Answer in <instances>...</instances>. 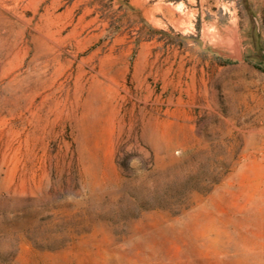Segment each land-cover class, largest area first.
Wrapping results in <instances>:
<instances>
[{
  "label": "rangeland",
  "instance_id": "374dc122",
  "mask_svg": "<svg viewBox=\"0 0 264 264\" xmlns=\"http://www.w3.org/2000/svg\"><path fill=\"white\" fill-rule=\"evenodd\" d=\"M0 25V264H264V0H0Z\"/></svg>",
  "mask_w": 264,
  "mask_h": 264
},
{
  "label": "bare ground",
  "instance_id": "6f19581e",
  "mask_svg": "<svg viewBox=\"0 0 264 264\" xmlns=\"http://www.w3.org/2000/svg\"><path fill=\"white\" fill-rule=\"evenodd\" d=\"M4 25H5V24H4ZM0 26H1V25H0ZM1 28H2V27H1ZM4 30H5V29H4ZM8 30H9V29H8ZM6 33H7V32H6ZM10 33H11V32H10ZM12 33H13V32H12ZM30 33H31V32H30ZM3 34H4V33H3ZM21 34L23 35V32H22ZM21 34H20V35H21ZM28 34H29V33H28ZM36 34H37V33H36ZM10 35H11V34H10ZM11 36H12V35H11ZM11 36H10V37H11ZM31 36H32V35H31ZM40 36H41V35H40ZM1 37H2V35H1ZM4 37H5V35H4ZM21 37H24V36H21ZM26 37H28V36H26ZM32 37H33V36H32ZM2 38H3V37H2ZM6 38H7V37H6ZM43 38H44V37H43ZM43 38H42V40H43ZM48 38H49V37H48ZM17 40H18V39H17ZM22 40H23V39H22ZM2 41H4V40H2ZM10 41H11V40H10ZM23 41H24V40H23ZM38 41H39V39H38ZM46 41H47V40H46ZM4 42H5V41H4ZM15 42H16V41H15ZM49 42H50V41H49ZM5 43H6V42H5ZM23 43H24V42H23ZM34 43H35V42H34ZM43 43H44V42H43ZM9 44H10V43H9ZM20 44H21V43H20ZM46 44H47V43H46ZM10 45H11V44H10ZM2 46H3V45H2ZM2 46L0 45V47H2ZM4 46H5V44H4ZM11 46H12V45H11ZM49 46H50V45H49ZM50 48H52V46H51ZM235 48L238 49V44H237V43H235ZM13 49H14V48H13ZM5 50H6V49H5ZM51 50H52V49H51ZM2 51H3V50H2ZM10 51H11V50H10ZM10 51H9V52H10ZM13 51H14V50H13ZM25 51H26V50H25ZM28 51H29V50H28ZM30 51H31V50H30ZM30 51H29V52H30ZM3 52H4V51H3ZM18 52H19V50H18ZM27 53H28V52H27ZM1 54H2V53H1ZM7 54H8V53H7ZM7 54H6V55H7ZM45 54H46L45 57L47 58V61H48V60L50 59V58L48 57L49 52L45 51ZM9 55H10V54H9ZM25 55H26V54H25ZM29 55H30V54H29ZM29 55H28V56H29ZM51 55H52V54H51ZM51 55H50V56H51ZM53 55H54V54H53ZM2 56H3V55H2ZM55 57H57V56H55ZM6 58H7V57H6ZM13 58H14V53H13ZM21 58H22V57H21ZM52 58H54V57H52ZM7 59H8V58H7ZM10 59H11V58H10ZM10 59H9V60H10ZM18 59H19V57H18ZM41 59H42V58H41ZM1 60H2V59H1ZM9 60H8V61H9ZM39 60H40V59H39ZM42 60H43V59H42ZM45 60H46V59H44V61H45ZM51 60H52V59H51ZM53 60H55V59H53ZM8 61H6V62H8ZM11 61H12V60H11ZM19 61H20V60H19ZM24 61H25V60H24ZM24 61H23V63H24ZM33 62L35 63L36 60L33 61ZM33 62H32V63H33ZM55 62H56V61H55ZM4 63H5V62H4ZM10 63H11V62H10ZM15 63H16V62H15ZM23 63H22V64H23ZM40 63H41V62H40ZM47 63H48V62H47ZM7 64H8V63H7ZM16 64H19V63H16ZM30 64H31V63H30ZM45 64H46V63H45ZM45 64H44V65H45ZM3 65H4V64H3ZM11 65H12V64H11ZM39 65H40V64H39ZM53 65H54V64H53ZM53 65H51V66L53 67ZM23 66H24V65H23ZM32 66H33V65H32ZM34 66H35V65H34ZM45 66H46V65H45ZM15 67H16V66H15ZM15 67H13V68H15ZM29 67H30V66H29ZM3 68H4V67H3ZM10 68H11V66H10ZM16 68H17V67H16ZM18 68H19V66H18ZM18 68H17V69H18ZM37 68H38V67H37ZM37 68H36V66H35V68H33V70H30V71H32V72H31L32 76H30V77H28L27 79H25V81H26V80L29 81V78H30V80H31V78H34V81H35V83H36V86H38V87H39V86H40V87H44V86L47 85V81L43 79V74L45 73V71H41V72H40V71H38ZM27 69H28V68H27ZM2 70H3V69H2ZM12 70H13V69H12ZM25 70H26V69H25ZM49 71H50V70H49ZM23 72H24V71H23ZM20 73H21V72H20ZM52 74H53V73H52ZM16 75H18V74H15L14 76H16ZM53 75H54V74H53ZM26 76H27V75H26ZM23 77H24V76H23ZM51 78H52V77H51ZM10 80H11V79H10ZM16 80H17V77H16ZM31 81H33V80H31ZM15 82H16V81H15ZM23 83H24V82H23ZM35 83H34V84H35ZM18 84H19V83H18ZM26 84H28V83H26ZM21 85H23V84H21ZM28 85H29V84H28ZM28 85H27V86H28ZM10 86H11V85H10ZM14 86H15V85H14ZM25 86H26V85H25ZM27 86H26V87H27ZM9 88H10V87H9ZM20 88H22V87H20ZM20 88H18V89H20ZM23 88H24V87H23ZM97 88H98V87H97ZM50 90H51V89H50ZM17 91H18V90H17ZM22 91H23V89H22ZM31 91H32V90H31ZM15 92H16V91H15ZM15 92H14V93H15ZM26 92H27V91H26ZM51 92H52V91H51ZM51 92H50V93H51ZM9 93H10V92H9ZM18 93H19V92H18ZM23 93H24V92H23ZM44 93H45V92H44ZM27 94H28V93H27ZM11 95H12V91H11ZM23 95H24V94H23ZM23 95H22V96H23ZM29 95H32V92H31V94L29 93ZM45 95H46V94H45ZM15 96H16V94H15ZM15 96H14V97H15ZM26 96H27V95H26ZM43 96H44V95H43ZM17 97H18V96H16V98H17ZM45 97H46V96H45ZM39 98H40V97H39ZM51 98H52V97H51ZM21 99H22V98H21ZM44 100H45V98H44ZM15 101H16V100H15ZM41 101H42V100H41ZM41 101H40V102H41ZM47 101L49 102V99H48ZM19 102H20V101H19ZM43 102H44V101H43ZM41 103H42V102H41ZM31 104H32V103H31ZM45 104H46V103H45ZM40 105H41V104H40ZM43 105H44V104H43ZM43 105H42V106H43ZM17 106H18V105H17ZM19 106H20V103H19ZM36 106H37V105H36ZM44 106H45V105H44ZM47 106H48V105H47ZM39 108H41V107H39ZM48 108H49V107H48ZM38 110H39V109H38ZM38 110H37V111H38ZM42 110H43V109H42ZM50 110H51V109H49V111H50ZM33 111H34V110H33ZM42 113H43V112H42ZM49 113H50V112H49ZM47 117H48V116H47Z\"/></svg>",
  "mask_w": 264,
  "mask_h": 264
}]
</instances>
